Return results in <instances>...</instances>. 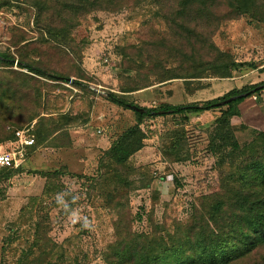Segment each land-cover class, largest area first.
I'll return each mask as SVG.
<instances>
[{"label":"rangeland","instance_id":"obj_1","mask_svg":"<svg viewBox=\"0 0 264 264\" xmlns=\"http://www.w3.org/2000/svg\"><path fill=\"white\" fill-rule=\"evenodd\" d=\"M33 3L0 0V54L12 53L18 59L28 52L33 61L47 63L55 73L85 85L38 79L43 94L37 112L48 119L39 128L54 122L60 129L39 142L35 124L39 117L20 128L30 129L36 145L28 150L23 170L0 181V264H108L105 252L114 241L118 204L129 209L135 231L156 230L166 239L178 223H187L202 198L212 194L231 153L229 146L220 148L223 134L215 135L217 109L187 119L146 117L140 126L142 148L119 165L105 151L137 120L133 109L111 102L107 94L150 107L211 99L263 81L264 21L242 14L224 20L213 35L218 48L240 63L230 77L208 74L159 83L169 77L162 66L184 72L192 62L167 57L168 47L174 45L168 37L170 23L153 0H132L115 11H90L68 28L62 41L47 28H58L61 21L51 12L38 18ZM164 39L167 47L159 50ZM59 42L64 51L57 49ZM159 51L163 60L150 61ZM198 51L208 58L205 46ZM7 71L26 72L17 63L0 65V97L18 95L7 89ZM149 81L153 85L121 91ZM230 127L242 148L257 138V132L242 126L237 116ZM63 139L68 144H55ZM12 141H1L0 146L6 148ZM55 170L65 173L55 177L40 173ZM37 238L43 239L45 249L34 244Z\"/></svg>","mask_w":264,"mask_h":264},{"label":"trees","instance_id":"obj_2","mask_svg":"<svg viewBox=\"0 0 264 264\" xmlns=\"http://www.w3.org/2000/svg\"><path fill=\"white\" fill-rule=\"evenodd\" d=\"M139 1L142 0H133ZM131 2L132 0H34L33 5L38 18L49 12L53 17L57 16V20L61 21L60 27L50 25L47 28L62 41L66 39L68 28L78 24L80 16L101 9L115 11L130 5ZM153 2L159 8L160 14L170 23L171 31L168 37L174 45L168 47L170 50L167 57L180 56L192 62L184 72L162 66L169 77L160 78L159 83L176 77H183L185 80L200 79L208 74L230 77L240 63L218 48L213 41V35L224 20L237 18L242 14H249L264 21V0ZM165 41L164 39L159 43V50L166 49ZM62 45L60 42L57 44L59 51H64ZM202 46L207 48L208 58L200 57L198 50ZM159 53L153 58L150 57V61L163 60L164 53ZM15 62L26 72H6L7 89L17 91L18 95L13 97L5 93L0 97V142L15 140V132L24 123L40 116L37 110L42 107L43 87L38 84L39 78L71 83L74 86L85 85L78 78L69 82L68 75L55 73L47 63L39 64L33 61L28 57V52L21 54L18 59L12 53L0 54V65L9 67ZM12 72L17 74H8ZM151 85L153 83L149 81L143 85L124 86L121 91L131 93ZM263 91L264 80L233 88L221 96L202 101L177 104L161 102L157 106H144V112L133 109L132 106L139 105L124 95L114 92L107 94V99L111 102L125 109H133L137 120L105 151V155L119 165H125L129 157L142 148L140 126L146 117L181 115L187 119L190 114L199 115L217 109L220 114L213 122L215 135L223 134L224 142L220 148L229 146L231 153L228 165L220 171L219 182L212 194L202 198L194 207L192 217L187 223H178L166 239L158 236L160 234L156 233V230L150 233L135 231L129 209L124 203L118 204V217L113 222L114 241L108 245L105 252L108 264H264V129H258L257 138L242 148L234 139L230 127L231 118L241 116L239 105L253 96L261 98ZM230 98L232 99L228 100ZM43 119L48 121L41 116L35 122L39 142L47 140L60 129L54 122L45 123L39 128ZM242 126L246 124L242 123ZM61 142L55 144L64 146L68 144V139ZM180 144L174 143V147ZM35 145L36 142L27 150ZM243 154L248 155L243 157ZM223 163L226 164L225 161H222ZM23 168L24 164L18 168H0V181H7ZM40 173L55 177L65 172L55 170ZM38 229V233L42 232L41 225H38ZM42 242V238H37L34 244L39 245L42 250L45 249Z\"/></svg>","mask_w":264,"mask_h":264},{"label":"built area","instance_id":"obj_3","mask_svg":"<svg viewBox=\"0 0 264 264\" xmlns=\"http://www.w3.org/2000/svg\"><path fill=\"white\" fill-rule=\"evenodd\" d=\"M17 63V62H15ZM256 98V96H254ZM16 139L8 147L0 146V168L22 166L28 155V147L34 144V136L30 129H18L15 132Z\"/></svg>","mask_w":264,"mask_h":264},{"label":"crops","instance_id":"obj_4","mask_svg":"<svg viewBox=\"0 0 264 264\" xmlns=\"http://www.w3.org/2000/svg\"><path fill=\"white\" fill-rule=\"evenodd\" d=\"M239 107L241 116L237 117L240 123H245V127L253 132H257L258 129H264V91L261 98H254V96L248 98Z\"/></svg>","mask_w":264,"mask_h":264},{"label":"water","instance_id":"obj_5","mask_svg":"<svg viewBox=\"0 0 264 264\" xmlns=\"http://www.w3.org/2000/svg\"><path fill=\"white\" fill-rule=\"evenodd\" d=\"M68 81H69V82H72V81H73V78H68ZM232 98H234V97H232ZM232 98H230V99H228V100H231ZM132 107H133V109H135V110H137V111H139V112H144V111H145V109L142 108V107H138V106H132Z\"/></svg>","mask_w":264,"mask_h":264}]
</instances>
